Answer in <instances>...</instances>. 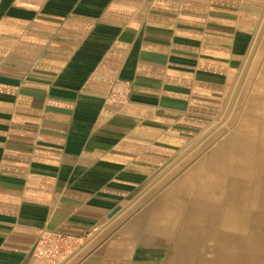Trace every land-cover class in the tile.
<instances>
[{"label": "crops", "instance_id": "0c3cea01", "mask_svg": "<svg viewBox=\"0 0 264 264\" xmlns=\"http://www.w3.org/2000/svg\"><path fill=\"white\" fill-rule=\"evenodd\" d=\"M263 49L264 0H0V264H169V174Z\"/></svg>", "mask_w": 264, "mask_h": 264}, {"label": "bare ground", "instance_id": "6f19581e", "mask_svg": "<svg viewBox=\"0 0 264 264\" xmlns=\"http://www.w3.org/2000/svg\"><path fill=\"white\" fill-rule=\"evenodd\" d=\"M250 87L231 133L194 153L170 191L169 264H264V63Z\"/></svg>", "mask_w": 264, "mask_h": 264}, {"label": "rangeland", "instance_id": "374dc122", "mask_svg": "<svg viewBox=\"0 0 264 264\" xmlns=\"http://www.w3.org/2000/svg\"><path fill=\"white\" fill-rule=\"evenodd\" d=\"M263 63H264V49L261 52H257V58L255 60L254 67L249 69V72L245 76L244 79H241L240 81L241 85L237 87L238 88L237 90L233 91V94L231 96L232 101L230 100L229 105L225 106L223 118L218 123L217 127L214 129L215 131H219V134H220L218 136L219 138L214 141L215 143L214 142L209 143V145L206 146L203 149V151H200L201 154L198 156V158L201 157L203 154L207 153V151H209V149L214 144H217L221 140H223L224 136L231 133L234 127V123H232L231 120L233 119V117H236V119H239L242 116L241 113L244 108V102L249 97V90H250L249 88H251L250 86L251 84H253L254 81L256 82L258 74L260 72V67L263 65ZM197 146H202V145H197ZM197 148L198 147H196L195 149H192L189 154L185 155L184 157L182 156L178 160L177 165L175 166L177 170L172 171L169 174V176L173 174L172 177H170V179L172 180L179 179L184 173H186V171L189 169L190 165L192 164V161L194 160V158L193 160H190L191 156L198 151ZM164 189H166V187L160 188V190H164Z\"/></svg>", "mask_w": 264, "mask_h": 264}, {"label": "built area", "instance_id": "2783aa9c", "mask_svg": "<svg viewBox=\"0 0 264 264\" xmlns=\"http://www.w3.org/2000/svg\"><path fill=\"white\" fill-rule=\"evenodd\" d=\"M79 238L58 231L42 234L32 252L30 264H64L74 253Z\"/></svg>", "mask_w": 264, "mask_h": 264}]
</instances>
